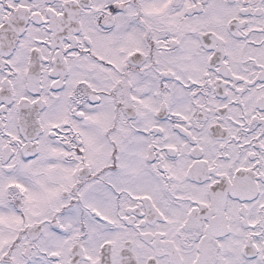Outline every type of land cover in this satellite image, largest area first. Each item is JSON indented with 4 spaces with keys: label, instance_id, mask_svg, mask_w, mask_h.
<instances>
[{
    "label": "snow or ice",
    "instance_id": "obj_1",
    "mask_svg": "<svg viewBox=\"0 0 264 264\" xmlns=\"http://www.w3.org/2000/svg\"><path fill=\"white\" fill-rule=\"evenodd\" d=\"M0 264H264V0H0Z\"/></svg>",
    "mask_w": 264,
    "mask_h": 264
}]
</instances>
